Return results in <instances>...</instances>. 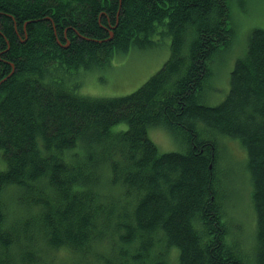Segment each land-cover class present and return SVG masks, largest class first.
I'll use <instances>...</instances> for the list:
<instances>
[{
	"label": "trees",
	"instance_id": "obj_1",
	"mask_svg": "<svg viewBox=\"0 0 264 264\" xmlns=\"http://www.w3.org/2000/svg\"><path fill=\"white\" fill-rule=\"evenodd\" d=\"M230 3L0 0V264L42 263L36 245L50 264H264L263 28L226 98L202 101L211 60L242 29ZM158 34L171 38L170 57L135 92L99 98L69 85L116 54L153 48ZM150 128L178 150L161 151ZM231 143L252 185L247 252L222 189ZM9 206L35 219L5 228Z\"/></svg>",
	"mask_w": 264,
	"mask_h": 264
},
{
	"label": "rangeland",
	"instance_id": "obj_2",
	"mask_svg": "<svg viewBox=\"0 0 264 264\" xmlns=\"http://www.w3.org/2000/svg\"><path fill=\"white\" fill-rule=\"evenodd\" d=\"M230 9L232 22H240L242 29L239 32V37L236 35L232 39L231 46L224 51L218 52L210 62L211 76L206 82V91L204 99H202L208 105H218L226 98L230 89L229 79L231 71L236 60L243 56L242 52L246 47L249 35L255 28L264 29V0H231ZM240 24H237V26ZM153 40L156 43L153 48L136 50L133 55L124 56L116 54L108 67L101 69H95V67V70L91 72L86 71L80 77L73 78L74 80H71L69 85L81 82L80 88L76 90L78 94L99 98H114L135 92L155 75L170 57L171 38L158 34ZM233 59L234 61L232 62ZM150 129L152 130H150L149 136L161 151L178 150L179 143L170 137L169 132L160 128ZM224 145L226 148L221 160V170L222 174L227 177V179L224 178L222 181V189L227 192L229 200L227 199L226 201L231 204L229 206L231 209L228 212V226L231 228H233L232 226H236L241 229V231L235 230L234 234H237V238L242 241L241 249L247 252L250 242L253 247L251 241L252 227L250 225L253 223L252 216H254V221L256 220V214L252 210V215L249 205L250 199L252 202V185L249 182L247 183L248 172H246V161L242 159L245 156V152L232 143L230 145L234 152L230 150L228 144ZM103 183L105 184L106 180ZM10 207L6 210L8 211V220L5 228L10 227L12 230L17 231L20 226L18 221L22 214H19V211L15 212L11 210L12 208ZM28 215L35 219V214L31 212L26 215L23 214L22 217ZM33 233L34 230L32 231ZM34 248L39 250L41 254H39L42 261L40 264L44 262L46 264L51 263L50 256L42 252L43 246L36 245ZM92 249L95 253L99 250L93 246ZM50 253L56 262L62 260L64 256L62 253H59L56 257V253L53 251H50ZM12 256L14 257L13 253ZM15 260L18 264H21L19 259L16 258Z\"/></svg>",
	"mask_w": 264,
	"mask_h": 264
}]
</instances>
